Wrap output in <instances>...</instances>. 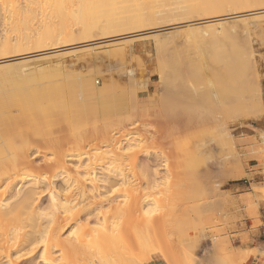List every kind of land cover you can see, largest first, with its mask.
Returning <instances> with one entry per match:
<instances>
[{"label": "rangeland", "instance_id": "1", "mask_svg": "<svg viewBox=\"0 0 264 264\" xmlns=\"http://www.w3.org/2000/svg\"><path fill=\"white\" fill-rule=\"evenodd\" d=\"M140 1L143 3L144 1H147V3L151 1V4H153V6H161L160 9L155 12L156 14L153 18L154 21L151 22L152 24L148 23L147 25H145L144 28L140 27L136 28L135 30L131 29L132 31L127 30L126 32L124 30H117L113 32H107L105 35V32L101 31V27L103 30L104 26L97 24V22L96 25L92 26V34H90L91 36H89L87 38V41L84 42L83 40L71 42L70 44L69 42H67V45L65 44L64 46V44H61L63 43V40L59 41V39L58 42L43 45V47L41 48H37L36 46L32 45H27L25 46V48L23 47L22 49H20L21 51H11L10 53H3L0 51V60L4 59V61L0 62V66L2 67H0V71L12 69L16 66L18 67V69H25L26 63H28L29 66L35 65V68L32 67L31 69L54 67L56 64H59L56 66L62 67L67 65L65 68H67L71 72H74L75 74L79 72L87 74L86 72L91 73L93 71H97V75L92 73L93 75L91 74V78L92 82L94 80V86L97 89L103 90V95L100 97L101 100L97 98V102L94 100L92 103H96L95 106L97 108H107L108 111L101 113V117L93 114H84L83 119L79 124V127H81L79 128L80 130H87L83 141L84 144L82 142L84 150L86 152H89L91 155H96L95 157L92 156V159L98 162L100 158L97 155L104 154V152L106 151L108 152V149L114 150L115 153L117 152V154H122V151H124L125 149L132 148L133 152L131 158L124 156L122 159V169H125L126 173L129 172V170H127V168H131L129 163L131 161H135L134 170L136 176L135 178H132L133 187L138 191H141V193H148L152 195L153 199L158 201V203L161 202L159 203V205L155 206V204H153V201H149L148 203H143L142 208L149 210L151 209L150 211L153 212L155 211L152 214L154 215L156 224H160L163 220L162 216L167 213L168 215L166 214V216L172 215L171 218L174 217V220H176L178 225L175 233L171 230L169 226L165 228L167 234L164 238H162L163 240H161L165 244V250L162 252H156L153 251L150 246H148V243L141 236L143 235V232L141 233V230L144 229V223L142 221L140 222V219H138V209H135L136 211L133 213V216L137 219L130 218L131 220L129 222H125L127 225L125 226V228H122L125 223L120 221V223L112 226L116 229H114L113 232H110V230H108L109 227V229L112 228L110 224H103L102 220H98V222L97 220L95 221L94 215L98 212L101 211L106 213L110 210L112 206H122V203L118 205V203L110 204L109 201H105L106 204L101 203L92 208L91 211H88L89 213L91 212V214H81L76 223H70L68 225H65V223H61L60 225L62 227L60 226V229H58V237L59 239H62L61 241H65L66 239H68L67 237L69 236V234H71V231L74 229V226L76 227L77 225H82V223L86 225L85 223H88V232H91L90 235L94 234V238H92V241L95 242H92V244H90L89 242H91V240L89 239L92 237V235L88 239L90 235L86 234V236H89L87 238L85 236V238L87 239L85 240L86 243L89 244L86 245L85 243H83L85 245H83L82 247H84L85 249L82 250V252L85 250L87 252H84L83 254H86V258L88 260L92 259V261L109 259L111 264H249L250 260L253 258H264V252L257 247V244L252 239L253 235L251 234L253 233L252 231L258 225H260L259 203L264 202V5L259 6V4H257L258 7H256L257 5L253 4L255 7L251 5L250 10L247 9L249 8L248 6L245 8H241L242 10L233 9L232 12H227L228 10H226V12L222 11L219 13H201L203 14V16H201L200 13H192L197 16L190 14L191 16L187 15V17L184 14V11L186 12L185 8L183 9L181 7L183 5H177L179 4L177 2L174 5V0ZM2 17H0V42L2 44V42L5 41L4 39L8 38L9 43L12 39L11 43L13 45L19 40H16V38H21V36H19L20 34L18 33V31L14 32L16 19H14L15 17H13L12 20V16ZM213 23L216 24V27H214L215 25H213ZM218 23H222L223 25H225L224 27H230L232 31H235L236 37H238L237 42L238 44H240V46H242V48H244L245 45L248 44V42H253L252 45L250 44L252 49L250 54L253 58L251 63H254L250 64L251 66H254L250 68V72L255 71L256 74L251 73V75H249L250 73H248V71L246 75L247 78L245 77L248 80L243 79V83L241 81H238L241 87L237 86V81L234 82L236 85L232 82L230 91H227V93L225 92V80L223 78L214 80L212 74L213 70L217 71V66H219V69L221 66H223L220 71H224V64H214L213 66V63L211 64L210 61L208 62L209 49L206 46L203 47L201 51H198L192 48L188 49L186 43V40L189 37L190 33L200 34L202 32L201 34H203L206 31L212 30L213 28H222L223 25ZM8 24L10 25V28H13L10 29L8 27ZM37 25H39V23ZM74 28V34L76 36L78 34L77 37H79L78 27ZM8 31L11 33H8ZM4 32L8 34L4 35ZM12 32L14 33L12 34ZM100 33L102 37L99 36ZM14 35L17 36L15 37ZM249 36L251 37V40ZM91 37L93 38V40L91 39ZM259 38L261 42L259 41ZM64 43H66V41ZM162 44L167 49H165L166 51L161 50V47H163ZM48 45L52 47L50 48ZM53 45H55V48H53ZM61 45L63 46L61 47ZM174 52H183L187 54L190 58L197 60L201 59L200 61L203 65H200L202 71L201 73H203L202 75H204V82L202 83L207 84V81H210L209 78H211V80L213 81H210L207 86L204 84L202 85L200 83V91L196 90L195 92L191 90V85L185 86V89H187V91H184V88H181L180 90V88H176L175 86H173L176 82L173 79L171 72L162 68V59L164 57H168L174 54ZM66 54H68V56ZM156 59L158 62H156ZM31 60L33 64L31 63ZM70 60L73 62H71ZM82 60H86V62L89 63V65H87L90 68L86 66V64H84L83 62L81 63L80 61ZM204 60L207 61L209 65H211L210 67H213L214 69L211 70L209 65H207L208 63L206 64V62H203ZM37 61L41 64H38ZM132 61L133 63H131ZM16 63H18V65ZM90 63L92 64V66H90ZM62 64L65 65L63 66ZM138 64H140V66ZM22 65L25 68H23ZM28 65L27 67H29ZM19 66H21V68ZM80 66H82V69H80ZM83 67L86 68L83 69ZM157 67H160V70L163 71H160L158 73L159 70ZM28 69H30V67L26 70ZM140 69H142L143 72ZM207 75L210 76L208 77ZM205 76L208 78H205ZM101 77L103 78V80ZM249 77H252V79L254 80L252 81L251 79L249 81ZM255 79H257L256 83L259 87H257L256 85L254 87L256 88V90L254 91V88L252 87L255 84ZM130 80L132 82H130ZM133 80L135 82L137 81L138 83H135ZM139 81H142L140 82L141 84L139 83ZM144 82L146 84H144ZM212 82H214V84H212ZM248 83L253 84L249 86L250 84ZM247 86L249 87V90ZM166 87H173L175 88H172L173 93L174 91L177 92L176 90H178L177 93L180 94L178 96L177 94L173 95L172 92L167 91ZM206 87L208 89H210L209 87H211L210 90L213 91L216 95L214 97L216 102L221 103L225 99H228L227 101L230 102L227 103L224 101L223 103H221L225 104V106H227L226 104L229 105V103L234 102V100L232 99L237 100V98H239L238 101L241 100L240 102H242L240 104L241 107L239 108V110H236L238 111L237 115L234 111L236 117L228 116L231 113L226 115L227 117H225V119L228 118V120H230H226L227 122L225 121L226 128L222 126V124L220 125L219 123H216L219 121V118H215V123L214 121H212V123L220 125H217L218 128L214 124L213 128H209L208 126H205V124L199 123L198 121L191 123H185V121H180L181 123L170 122L171 120H169L168 118H170L171 115L169 114L170 112H172L173 108L171 107V104L167 105L164 103H169L172 97L181 99V97L183 98L184 96L188 95L187 97L189 98V101L183 102L181 108L185 105L184 110L186 109L188 113L190 112V114H192V112H194L193 110L195 104L198 103L200 99H204L206 97L204 96L205 92L206 95L208 93ZM115 88H126V92H124V90L122 89H119L120 92L117 90V93L112 96L114 90H116ZM245 88L248 90V92L247 90H245ZM258 88L259 90L257 91ZM140 90L142 91L140 92ZM251 91L252 93H250ZM131 92L133 93L130 96L129 94H131ZM233 95H236L237 98H234ZM259 96L261 101L259 100ZM133 97H135V101ZM191 97L193 98L191 99ZM195 98L197 100H195ZM163 100L166 102H164ZM258 104L260 108L258 107ZM243 107L245 108V110H243ZM135 109H137L138 111ZM169 110L170 112H168ZM165 112H167L166 114H169L166 116V114H164ZM179 112H183V109L181 111L179 110ZM159 113L161 114V117L159 116ZM173 113L174 110L172 114ZM241 113L244 115L243 117H247H240L239 114L242 115ZM219 115L220 114H217V117ZM165 116L168 118H166ZM162 117H164V120L162 119ZM166 119L168 122H170V124L165 121ZM182 123L184 124L181 125ZM194 123H196L198 128L195 126ZM176 124L179 126V128H177L178 126H176ZM185 124H188V126L186 127ZM189 125H194L192 128L194 129L195 127L197 130L193 131L192 128H189ZM203 125L208 129L204 128ZM207 125L212 126L211 123H208ZM240 125L242 128L239 127ZM170 126L173 127L170 128ZM201 127L205 131L207 130L208 133L207 131L204 134V131L199 132L201 130ZM222 127H224L223 129L225 130H222ZM219 128L221 130L216 131ZM112 129L116 130L112 131ZM172 129H180V132ZM225 131H227V134L224 133ZM101 132H105L108 134L107 140L109 144L101 143L103 139ZM188 132L193 133H191V135H183L184 133L188 134ZM198 132L201 135H199ZM65 134H67V130L65 129L57 132L55 134V141L58 143V141H60ZM208 134L209 137H206L208 136ZM120 135H125V138L121 141L118 140V137ZM183 137L186 139H184ZM230 137H232L233 139ZM208 138L211 141L208 140ZM223 138H225V140ZM0 139V147H4V145H1L6 144L7 142L5 143L2 138ZM36 140L40 144L41 139ZM100 144L103 145L101 146ZM96 145L97 147L91 148L92 146ZM206 145L208 146L206 147ZM69 146L72 147L71 144H67L64 149L61 150V153L65 155V171L69 174L68 178H71L69 183L73 182L75 178L82 179L80 180V189L85 190L86 194L88 193L85 199L90 198V202H92L93 200L97 201L99 198L103 199L105 196L108 195L109 190V186L107 187V185H104L102 182L103 178L107 174L104 173L105 171L103 169L99 170L98 168H96L93 172L94 174H96V181L91 182V177H88L81 168H78V166L81 167V164H78L71 160L69 161L67 159L71 157V155L67 153V150H69ZM205 147L208 150H205L207 152L203 150L205 149ZM37 150L44 151L45 154L38 158H33V155L36 153ZM167 152L171 155V158L169 159V169L178 173L179 178L175 180L169 179V185L167 186V188H164L160 183L164 182L163 178L167 171H165L162 167L163 159L161 157ZM50 153L51 150L45 148L41 144L36 149L34 148L29 151V154L27 153L28 160L29 162H32V168L30 169L27 167V169H30V171L34 174L41 173V171H43L45 168V161L52 158V155ZM106 157L107 156H105V160ZM192 168H195L193 170L194 172H191ZM60 174L62 176L53 178L49 182L45 181V184L39 185L40 187L38 191L42 192V194L45 195L42 198L40 207L46 209L49 205V195L51 186L54 187L56 191L65 186L63 181L65 180L64 175L67 174ZM60 174L58 173V175ZM141 174H144L146 176V179L141 177ZM50 182L51 185L49 184ZM115 182L118 183V181ZM154 182L160 184L159 187H153L152 184ZM29 184H31V182L20 183V185H22V187L24 188L27 187ZM119 184L121 183L119 182L118 184H116L115 189H120ZM3 187L4 184H1L0 191L3 189ZM17 187L18 185L14 186V192L17 191ZM120 199V195L115 194L112 197L111 201L119 202L121 201ZM81 205L82 204H80L79 206ZM151 217L152 220L150 219V222L154 223L153 216L151 215ZM132 220L134 221L133 223L135 225L133 227L134 233L133 231L131 232L129 230L131 227H129L128 229V226H130L128 224H132ZM96 222L99 225L96 224ZM156 224L154 223V225ZM249 224L250 227H247ZM91 227H95L97 229H101L104 227V230L102 229V231H100L101 233L105 231L103 233H107L108 236L106 237L105 235L107 234H103L101 235L102 237L98 236L96 238V235L98 233L96 232L95 234L93 232H95L97 229H95V231H92L93 228L91 229ZM106 227L108 230L107 232ZM126 228L128 229V232H131V234L133 233L132 236L131 234H129L131 236L129 240L126 237V235L128 234L126 233ZM156 232H158V230L157 228L156 230L154 228L151 233L152 235H155ZM104 236L109 240V242H107V245H105L104 242L102 243L101 241V238L107 240ZM69 237H71V235ZM73 239L74 237L69 242H74ZM68 240L66 242H68ZM98 240H100V244L98 243L100 248H98L96 242ZM109 243H111V246ZM104 245L106 246L105 248L103 247ZM108 246H110V248ZM39 254L40 252L35 258L36 262H38ZM59 254V251L53 252V256H56L55 258L57 259L59 257ZM12 257L14 256H11V259L14 260V258ZM78 262H80V264L82 263L80 260L76 263ZM17 264L26 263L18 262Z\"/></svg>", "mask_w": 264, "mask_h": 264}, {"label": "bare ground", "instance_id": "2", "mask_svg": "<svg viewBox=\"0 0 264 264\" xmlns=\"http://www.w3.org/2000/svg\"><path fill=\"white\" fill-rule=\"evenodd\" d=\"M174 1H175L174 5L176 4V2L179 3L177 4L179 6L183 5L181 7L183 9L185 8L186 10V12L184 11L185 16L190 15L192 13L194 14L209 13L210 14V13H219L222 11L226 12V10H228L227 12H232L233 9L240 10L241 8H245L248 6L249 8L247 9L250 10L251 5L253 4H256V5L259 4V6L264 5L263 4L264 0H177V1L174 0ZM148 3L147 1L146 2L144 1L143 3L140 0H0V17L12 16V20H13V17H15L14 19H16V21L15 20L14 21L16 25L14 27L15 28L14 32L18 31V33L20 34L19 36H21V38H16V40L17 39L19 40L13 45L11 43L12 39L9 43V39L5 38L4 39L5 41L3 40L4 42H2V44L0 42V45H1L0 51L3 53L4 52L10 53L11 51H18L22 49L23 47L25 48V46L27 45L28 46L32 45V46H36L37 48H41L43 47V45L53 44L54 42H58L59 39H60L59 41L63 40L62 41L63 43L61 44H64V46L65 44L67 45V42H69V44L71 42H77V41H82V40L84 42V41H87V38L89 36H91L90 34H92L91 33L92 26L96 25L97 22H98L97 24L104 26L103 30L101 27V31H104L105 35L107 32H113L117 30H121V31L124 30L126 32L127 30H131V29L135 30L136 28H140V27L144 28L145 25L154 21L153 18H154V15L156 14L155 12H157V10L160 9L161 7L159 5L153 6V4H151V1ZM256 7H258V5ZM186 13H189V14H186ZM203 14H201V16H203ZM194 16H197V15H194ZM38 23L39 25H37ZM100 23H104V24H100ZM218 24L223 25L222 23H218ZM213 25H215L214 27H216V24L213 23ZM224 26L225 25H223V27L219 29L213 28L212 30L206 31L203 34H201L202 33L201 31H200L201 32L200 34L190 33L191 35L189 34V37L187 38L186 43H187L188 49L192 48L198 51L199 50L201 51V49L206 46L209 49V54H208L209 60L208 59L206 60H208V62L210 61L211 64L213 63V66L214 64H217V65L221 63L224 64V67H225L224 71L222 72L220 71V69H222L223 66H221L219 69V66L216 65L217 71L213 70L212 74H213L214 80L222 79V78L225 80L226 82L225 92L227 93V91H230L232 82L233 84H235L234 82L237 81V84H238L237 86H240L238 81L242 82L243 79H246L247 78L246 75L248 71H249L248 73H250L249 75H251V73L256 74V72L253 70L252 71L255 73L250 72L251 70L250 68L254 66V65L251 66V64H253L254 62L251 63L253 58H252V55L250 54L252 51L251 45L253 42L251 43L248 42V44H246L245 47L242 48V46H240V44H238L237 42L238 37H236L235 31H232L230 27H227V26L224 27ZM8 27L10 28V25ZM74 27H78L79 37H77L78 34L77 36L74 34V30H75ZM14 32H12V34ZM8 33H11V32L8 31ZM8 33H5L4 35ZM99 36H101V33ZM251 37H252V34H251ZM251 37H250V40H251ZM91 39L93 40L92 37ZM65 41L66 43H64ZM259 41L261 42L260 38H259ZM85 45H88V44H85ZM62 46L63 45H61V47ZM53 48H55V45H53ZM165 49L166 48L163 45V47H161V50L166 51L167 49L166 50ZM66 55L68 56V54ZM113 56H114V50H113ZM200 60L190 58L187 54L183 52H177V53L174 52V54L168 57H164L162 59V68L165 70H169L171 72V75L176 82L173 86H175L176 88H180V90L181 88H184V91H187V89H185V86L191 85V90L193 92H195L196 90L200 91V87H199L200 83L202 85L204 84L207 86V84L210 81H213L211 80V78H209L210 81L208 80L207 81L208 83L206 82L207 84L202 83L204 82V78H203L204 75H202L203 73H201L202 71H201L200 65L202 64ZM1 61H4V59L0 60V62ZM80 62L81 63L83 62L84 64H86V66L89 65V63L86 62V60H82ZM156 62H158L157 59H156ZM203 62H206V64L208 63L205 60ZM31 63H32V60H31ZM131 63H133V61ZM16 64L18 65V63ZM38 64H41V63H38ZM27 65L28 63H26V66H25L26 68L23 67L22 65V67L25 69H18V67L14 65L16 66L14 67L15 69L12 68V69H6V70L0 71V136H1L0 138H2V140L5 143L7 142L6 144L1 145V146L4 145V147H0V186L1 184L2 185L4 184L3 189L0 191V264H17L18 262L26 263V264H37V263L38 264H74V263L80 264V262L76 263L79 260L82 262L81 264H111L109 259L108 260L103 259L100 261H95V260L92 261V259L88 260L86 258L87 256L86 254H85L86 256L83 254L84 252H86V250L82 252V250L85 249L82 246L85 244L87 245L89 243L92 244V242L93 243L95 242V241H92V238H94L93 236L94 234H91L92 235L91 237L90 235L91 232L90 231L88 232L89 230V227L87 228L88 223H85L86 225L82 223V225H77L76 227L74 226V229L71 231V234H69V236L71 235L72 238L74 237L73 239L74 242H69L72 239L69 236L67 238L68 239L71 238V239L69 240L66 239L65 241L64 240L61 241L62 239H59L58 237V234H59L58 229H60L61 223H65V225H68L70 223H76V221L79 219L81 214L83 213L88 214V215L91 214V212L89 213L88 211H91V209L94 208L96 205L105 203V201H109L110 204L118 203V205L122 203V206H112L110 210L106 213L101 212V211L98 212L97 214L94 215L95 221L97 220L98 222V220H102L103 224H110L111 227L113 225L120 223V221H122L123 223L125 222L127 223L131 220L130 218L137 219L136 217L133 216V213L136 211L135 209H138V213H139L138 219H140V222L142 221L144 223V229H142L143 231L141 230V233L143 232V235L141 236L148 243V246H150L151 249H153V251H156V252L164 251L165 244L161 240H163L162 238H164L167 234L165 228L169 226L171 230L175 233L178 225H177L176 220H174V217L171 218L172 215L166 216L167 213L164 216H162L163 217L162 222L160 224H156L154 215L152 214L155 211L153 212V211H150L151 209L149 210V209L142 208L143 203H148L149 201L151 202L153 201V204H155V206L159 205V203L161 202L158 203V201L153 199L152 195L148 193H141V191H138L137 189L133 187L132 178H135L136 176V173L134 170L135 161H131L129 163L131 167L129 169L127 168L129 172L126 173L125 169H122V165H123L122 159L124 156L131 158V155L133 152L132 148L125 149L124 151H122L123 152L122 154H120L119 152H118L119 154H117V152L115 153L114 150L108 149L109 150L108 152L106 151L104 152V154L97 155L100 158V160L98 159L99 161L96 162L92 159V156L95 157L96 155H91L89 152H86L84 150V146H82V142L84 141L87 130H80L79 128L81 127H79V124L82 121L84 114L85 113L90 114V115L93 114V115H98L101 117V113L108 111L107 108H103V107L97 108L95 106L96 103H92L94 100L97 102L96 99L97 98L100 99V97L103 95V90L97 89L94 86L93 84L94 80L92 82L91 74L92 73L96 74L97 71H93L91 73L86 72L87 74H84L82 72L75 74L74 72H71L67 68H65L67 66L65 64H64L65 66L62 64L64 67L56 66L59 64H56V65L54 64L55 65L54 67L36 68V69H31L32 67L35 68L34 67L35 65H32V66L28 65L31 70L30 69L26 70L27 68H29L27 67ZM138 65L140 66V64ZM207 65H209V63ZM49 66H53V65H49ZM90 66H92V64ZM210 66L211 65H209V67ZM19 67L21 68V66ZM80 67H81L80 69H82V66ZM85 68L83 67V69ZM210 68L211 70L214 69L213 67H210ZM210 68H207V69H210ZM158 70H159L158 73L160 71H163V70H160V67L158 68ZM207 76L209 77L210 75H207ZM208 77L205 76V78H208ZM252 77H249L250 78L249 81L252 79ZM130 79H134V78H130ZM102 80H101V83H102ZM253 80L254 79H252V81ZM255 80H256L254 81L255 84L253 85L252 88H254L256 85L257 87H259L258 84L256 83L257 79ZM130 82L132 81L130 80ZM140 82L142 81H139V83ZM145 82L144 84H146ZM212 84H214V82H212ZM252 84H250L249 86H251ZM172 88L166 87L167 91L173 93ZM209 88L211 89V87ZM246 88L245 90H247ZM119 89L121 90L122 88H119ZM119 89L114 90V93L112 94V96L115 93H117V90L119 91ZM125 89L126 88H123L122 90L126 92ZM206 89L208 90L207 95H206V92L204 93V96L206 97L204 99L203 98L200 99L199 102L196 103L198 105L195 104V107L193 110L194 112H192V114H190V112L188 113L186 109L184 110L185 105L181 108V105L183 104V102L189 101V98L187 97L188 95L184 96L183 98L180 96L181 99L172 97L170 102L168 101L169 103L163 100L164 102H166V103L163 102L164 104H167V105L171 104V107L174 110L173 114H172L173 110L172 112H170V110L168 111L170 112V114L169 113L168 114L171 115L170 118L166 117L168 114H166L167 112H165L164 113L166 114L165 117L171 120L170 122H173V123H177V122L181 123L184 121L185 123L186 122L191 123V122L198 121L199 123L205 124V126H208L209 128H213V124L215 123V118L217 119L219 118L218 119L219 121L216 120L218 121L216 123H219L220 125L222 124V126L225 127V124L227 122L226 120H228V118L225 119V117H227L226 115L229 113L231 114H229L228 116H235V114L237 115L238 111L236 110H239V108L241 107L240 104L242 102H240L241 100L238 101L239 98H237L236 95L235 96L233 95L234 98L235 97L237 98V100L232 99L234 100V102L229 103V105L226 104L228 106L227 107L225 106V104H221V103H223L224 101L227 103L230 102V101H227L228 99H225V100L223 99L224 101L221 103L216 102L214 98L216 95L214 94V92L208 89L207 87ZM142 90H140V92ZM248 90H249V87H248ZM255 90L256 88H254V91ZM258 90L259 88L257 89V91ZM176 91L178 92V90ZM252 91L250 93H252ZM133 92H131V94L129 95L131 96ZM177 92L174 91L173 95L177 94L178 96L180 93H177ZM135 97H133V99ZM192 98L193 97H191V99ZM196 98L195 100L198 99ZM254 99H255V96H254ZM259 100H260V96H259ZM258 107H259V104H258ZM182 109H183V112H179V110L181 111ZM243 110H245L244 107H243ZM184 111H186L187 113ZM217 114H220V115L217 117ZM148 115H149V111H148ZM160 115L161 114L159 113V116ZM239 116L243 117L244 115L239 114ZM246 117L247 116L243 118H246ZM163 118L164 117H162V119ZM165 121H167V119ZM212 121H214V123H212ZM170 122H168V124H170ZM208 123L209 124L211 123L212 126L207 125ZM183 124L184 123H182L181 125ZM194 124L197 127L196 123ZM214 125L217 127L216 124ZM173 126H170V128H172ZM176 126L178 125L176 124ZM185 126L187 127L188 124H185ZM193 126L189 125V128L191 129ZM224 127H222V130H225L223 129ZM239 127H241V125ZM177 128H179V126ZM204 128H207V127H204ZM220 128L217 129L216 131L221 130ZM64 129L67 130V134H65L64 137L57 143L55 141V134ZM180 129H181V126H180ZM180 129H172V130H176L180 132ZM69 130H70V133H69ZM115 130L116 129H112V131H115ZM194 130H197V129L194 127L193 131ZM202 131H204L203 132L204 134L206 133L207 130L205 131L201 127V130L199 132H202ZM226 132L227 131H225L224 133ZM101 133H102V138H103L101 143L109 144L107 140L108 134L105 132H101ZM191 133L193 132H190V133L188 132V134L184 133L183 135H191ZM124 136L120 135L118 137V140L120 141L123 140L125 138ZM206 137H209V134ZM225 138L223 139L225 140ZM36 139H41L40 144L44 146L45 148L50 149L51 150L50 154L52 155L51 159L45 161V168L43 171H41L42 174L32 173L30 171V169L32 168V162L31 161L29 162L28 160L29 151H31L34 148L36 149L40 145ZM208 140L210 139L208 138ZM67 144L72 145V147L69 146V150H67V153L70 154L71 157L67 159L69 161L71 160L73 162L81 164V167L78 166V168H81L88 177H91L90 179L91 182L96 181L95 180L96 174L93 173L95 171L94 169L96 168H98L99 170L103 169L105 171L104 173L107 174L103 178L102 182L104 185H107V187L109 186L108 187L109 190L107 189L108 195L105 196L103 199L99 198L97 201H94L92 199L94 202L93 201L90 202L89 201L90 198L85 199L88 193L86 194L85 190L80 189V182H81L80 180L82 179L75 178L73 182L69 183L71 178L70 177L68 178L69 174L68 172L65 171L66 170V165L64 161L65 155L61 153V150H63ZM207 146L208 145H206V147ZM95 147H97V145L92 146L91 148H95ZM206 147L205 149H203L204 151L207 150ZM44 154H45L44 151L37 150L36 153L33 155L34 156L33 158H38ZM104 155L107 156L106 160H105ZM161 158L163 159L162 167L165 171H167V173L165 174L163 178L164 182L160 184L164 188H167V186L169 185L168 180L178 179L179 175L175 171H172L169 169V159L171 158L170 153L167 152L166 154H163ZM27 167L30 169L28 170ZM194 169L195 168H192L191 172H194L193 171ZM58 173L67 174V175H64L65 180L63 181V183L65 186L63 188L58 189V191H56L54 187L52 186L50 187L49 205L47 206L46 209H44L40 206H41L42 198L45 195H43L42 192L38 191L40 187L39 185L45 184V181L49 182L53 178L62 176L61 174L58 175ZM141 177L146 179V176L144 174H141ZM114 179L115 181H118V183L119 182L121 183L119 184L120 185L119 190L115 189V186L118 183L115 182ZM23 182H31V184H29L27 187L24 188L22 187V185H20V183H23ZM49 184L51 185V182ZM160 184L154 182L152 186L159 187ZM15 185H18L17 187L18 189L16 192H14ZM115 194L120 195L121 201L119 202L111 201L112 197ZM80 204L82 205L79 206ZM150 214L153 216L154 223L156 225L150 222V219L152 218ZM97 222L96 224H98ZM133 222L134 221L132 220V224H128L130 225L128 226V229L129 227H131L129 230L131 232L133 231L134 233L133 227L135 225ZM126 223L123 226L121 225L122 223L120 224L122 228L123 227L125 228V226H127ZM92 228L93 227H91V229ZM98 228H101V227H98ZM103 228L97 229L94 227L93 228L94 230L92 229V231H95V229H97L95 232H93L95 234L96 232L98 233L96 235V238L98 236L100 237L103 234H107V233H103L105 231L101 233ZM109 228L108 230H110V232H113V230L115 229L113 227L111 229ZM154 228L155 230L157 228L158 232H156L155 235H152L151 232ZM128 229L126 228L125 230L127 231ZM98 230L99 231L101 230L100 234ZM108 230L106 227V232ZM131 232H128V231L126 232L128 233L126 235L128 240L133 234V233L131 234ZM86 234H89L90 236L88 235L89 236L88 237L86 236ZM129 234H131V236ZM85 236L86 238L88 237V239L91 237L89 239L91 240V242L86 243L87 239L85 238ZM105 236L107 237L108 234ZM101 239H102L101 240L102 243L104 242L105 245H107V242H109L107 238H106L107 240H104V238H101ZM67 240L68 242H66ZM99 241L100 240L96 241L97 245ZM109 244L111 246V243ZM105 245L103 246L104 248L106 247ZM110 246L108 247L110 248ZM98 248H100L99 245H98ZM54 251L60 252V254L58 255L59 256L58 259L55 258L56 256L55 257L53 256ZM39 252L40 254L38 256V262H36L35 258ZM11 256H14L12 257L14 258V260L11 259Z\"/></svg>", "mask_w": 264, "mask_h": 264}, {"label": "crops", "instance_id": "3", "mask_svg": "<svg viewBox=\"0 0 264 264\" xmlns=\"http://www.w3.org/2000/svg\"><path fill=\"white\" fill-rule=\"evenodd\" d=\"M260 208V217L258 225L251 233L253 235V241L257 244V247L264 252V202L259 203ZM251 223V221H250ZM247 226V225H246ZM250 227V224L247 226ZM250 232V231H248ZM249 264H264V258L256 257L255 259H251Z\"/></svg>", "mask_w": 264, "mask_h": 264}]
</instances>
